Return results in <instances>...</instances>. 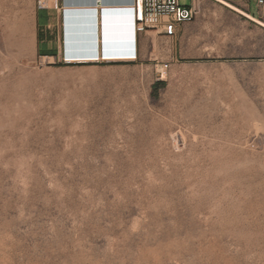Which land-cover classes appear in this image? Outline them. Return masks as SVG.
I'll use <instances>...</instances> for the list:
<instances>
[{
    "label": "rangeland",
    "instance_id": "1",
    "mask_svg": "<svg viewBox=\"0 0 264 264\" xmlns=\"http://www.w3.org/2000/svg\"><path fill=\"white\" fill-rule=\"evenodd\" d=\"M36 2L0 0V264H264V27L202 0L77 66L35 56Z\"/></svg>",
    "mask_w": 264,
    "mask_h": 264
},
{
    "label": "crops",
    "instance_id": "2",
    "mask_svg": "<svg viewBox=\"0 0 264 264\" xmlns=\"http://www.w3.org/2000/svg\"><path fill=\"white\" fill-rule=\"evenodd\" d=\"M129 1L104 0L103 6L100 7L116 13L123 19L127 28L132 24L127 33L125 27L122 31L116 24H111L110 29L107 28L103 21L108 14L101 15L100 8L92 5L93 0H43L40 7L36 2L32 34L35 56L38 59H51L54 63L77 66L101 65L98 60L103 63L127 60L129 49L125 48L133 44L130 36L132 37L134 32L133 23L127 24L122 11L132 10ZM200 1L202 0H195V8L196 3ZM230 1L240 3L243 0ZM247 11L251 15L249 4ZM136 52L138 57L137 36Z\"/></svg>",
    "mask_w": 264,
    "mask_h": 264
},
{
    "label": "built area",
    "instance_id": "3",
    "mask_svg": "<svg viewBox=\"0 0 264 264\" xmlns=\"http://www.w3.org/2000/svg\"><path fill=\"white\" fill-rule=\"evenodd\" d=\"M218 2L217 0H214ZM248 1V0H247ZM195 0H191V6L182 7L179 3V0H130L129 4H132V10L122 11L124 19L127 24L133 23V32L130 39L133 41V44L127 45L125 49H129V55L120 62H134L137 59L136 52V36L137 34L144 31L146 28L156 26L161 19L171 20L175 25L187 24L194 21L197 10L194 7L193 3ZM102 0H95L94 5L98 8L101 7ZM38 7L43 5V0L37 1ZM257 7L264 5V0H256ZM57 7V6H55ZM101 15H106L110 11H105L99 9ZM128 16V17H127ZM134 25L136 29H134ZM132 24L129 28L126 26V33L131 30ZM128 29V30H127ZM132 33V32H131ZM127 36V35H126ZM127 51V50H126ZM125 53V52H124ZM47 59V58H43ZM111 62V61H107ZM103 61L98 60V64H102Z\"/></svg>",
    "mask_w": 264,
    "mask_h": 264
},
{
    "label": "water",
    "instance_id": "4",
    "mask_svg": "<svg viewBox=\"0 0 264 264\" xmlns=\"http://www.w3.org/2000/svg\"><path fill=\"white\" fill-rule=\"evenodd\" d=\"M103 22L105 23V25L107 24L106 27L109 29H110L111 24H116V26L119 28V30L122 29V31H123L124 27L126 30V26L124 25L125 22H123V19L121 17L117 16L116 13L109 12L107 17L105 18V21H103ZM116 36H114V37H116Z\"/></svg>",
    "mask_w": 264,
    "mask_h": 264
},
{
    "label": "bare ground",
    "instance_id": "5",
    "mask_svg": "<svg viewBox=\"0 0 264 264\" xmlns=\"http://www.w3.org/2000/svg\"><path fill=\"white\" fill-rule=\"evenodd\" d=\"M217 1L220 2L221 4L225 5V6H228V7L231 8V9L237 11L238 13L244 15L246 18H248V19H250V20L256 22V23L259 24L260 26L264 27V23H262V22L258 21L257 19L253 18L251 15H249V14H247V13H244V12L238 10L237 8H235V7H233L232 5H230V4L226 3V2H224L223 0H217ZM94 3H95V0H93L92 5H94ZM103 4H104V0H102L101 7L103 6ZM94 6H95V5H94ZM129 6L132 7V4H129ZM134 29H136V26H134ZM164 76H165V73L163 72L161 78H164Z\"/></svg>",
    "mask_w": 264,
    "mask_h": 264
},
{
    "label": "trees",
    "instance_id": "6",
    "mask_svg": "<svg viewBox=\"0 0 264 264\" xmlns=\"http://www.w3.org/2000/svg\"><path fill=\"white\" fill-rule=\"evenodd\" d=\"M164 86V83H156L152 86V90L155 93L157 91L158 88H161Z\"/></svg>",
    "mask_w": 264,
    "mask_h": 264
},
{
    "label": "clouds",
    "instance_id": "7",
    "mask_svg": "<svg viewBox=\"0 0 264 264\" xmlns=\"http://www.w3.org/2000/svg\"><path fill=\"white\" fill-rule=\"evenodd\" d=\"M102 50H103V48H102Z\"/></svg>",
    "mask_w": 264,
    "mask_h": 264
}]
</instances>
